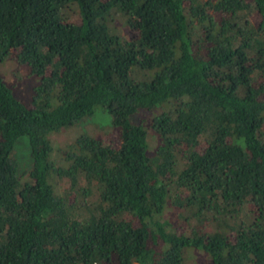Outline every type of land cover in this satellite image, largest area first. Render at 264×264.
I'll return each mask as SVG.
<instances>
[{
    "label": "trees",
    "instance_id": "16d2710c",
    "mask_svg": "<svg viewBox=\"0 0 264 264\" xmlns=\"http://www.w3.org/2000/svg\"><path fill=\"white\" fill-rule=\"evenodd\" d=\"M11 53L39 79L0 75V264H264V0H0ZM98 106L116 140L54 159Z\"/></svg>",
    "mask_w": 264,
    "mask_h": 264
},
{
    "label": "rangeland",
    "instance_id": "374dc122",
    "mask_svg": "<svg viewBox=\"0 0 264 264\" xmlns=\"http://www.w3.org/2000/svg\"><path fill=\"white\" fill-rule=\"evenodd\" d=\"M0 75L4 82L12 88L15 95L25 102L30 100L32 88L39 79L38 75L28 73L27 66L21 63L13 53L7 58L0 60ZM148 114L149 111L147 109H141L132 118L138 120L140 116ZM110 125L111 114L108 110L101 106L96 107L92 115L49 133L48 136L53 147L51 156L54 159L60 160L62 158V148L73 142L81 132H87L106 140L112 139L115 141V129H112ZM147 132V151L151 153L156 145V141L152 144L151 130L148 129ZM11 156L16 158L18 162V173L31 168L33 162L30 154L28 135H20L16 139Z\"/></svg>",
    "mask_w": 264,
    "mask_h": 264
}]
</instances>
